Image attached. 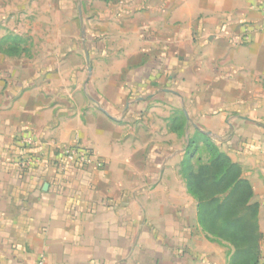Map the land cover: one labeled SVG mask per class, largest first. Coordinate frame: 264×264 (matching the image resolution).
I'll return each mask as SVG.
<instances>
[{"label":"crops","instance_id":"1","mask_svg":"<svg viewBox=\"0 0 264 264\" xmlns=\"http://www.w3.org/2000/svg\"><path fill=\"white\" fill-rule=\"evenodd\" d=\"M70 1L0 0V264H230L162 186L188 193L196 131L251 181L264 264V0H94L88 38ZM71 144L103 167L67 163Z\"/></svg>","mask_w":264,"mask_h":264},{"label":"trees","instance_id":"2","mask_svg":"<svg viewBox=\"0 0 264 264\" xmlns=\"http://www.w3.org/2000/svg\"><path fill=\"white\" fill-rule=\"evenodd\" d=\"M22 39L14 38L13 47ZM186 115L176 116L171 128L184 131ZM204 148L207 160L197 157ZM180 172L188 192L197 201V217L205 235L212 241L227 242L233 248L230 264H260V203L254 200V187L244 176L243 166L217 146L207 134L196 131L189 139Z\"/></svg>","mask_w":264,"mask_h":264},{"label":"rangeland","instance_id":"3","mask_svg":"<svg viewBox=\"0 0 264 264\" xmlns=\"http://www.w3.org/2000/svg\"><path fill=\"white\" fill-rule=\"evenodd\" d=\"M72 1V0H71ZM70 1L71 4H67V2H65V4H67V7H71V12L73 11L75 16L78 14V7L80 6L81 8V17H82V25H81V31L85 34V37L88 38V32L87 29H95L94 28V24L95 21H90L89 16L91 15L90 13V5H96V1L94 0H74V4ZM55 6V5H54ZM101 6H103V3L101 4ZM67 9V8H66ZM95 31V30H94ZM21 38L22 43L24 45L28 44V40L29 38L27 37H23V36H16ZM22 44H20L19 46H21ZM181 136V134H180ZM180 141V145L182 148V152L185 150H187V146L186 142L188 141L185 137H182L179 139ZM201 156L204 160H207L208 158V153L205 151L204 148H202L200 150V152L198 153L197 157ZM179 157V156H178ZM185 157V156H184ZM177 165V172L178 174L181 173L180 172V168H181V164H178V162L176 163ZM179 168V170H178ZM180 175V174H179ZM178 175V176H179ZM180 177V176H179ZM179 177H177L176 179H167L165 180V184H162V186H171V187H177L178 190L181 189L180 191H178L177 195L175 196V201L178 205L180 204H185L187 205V209L186 211H182L180 209L179 206H176V215L178 218L182 219V220H186L189 221V224L192 226V231L193 233H201L202 228L199 225L198 222V217H197V201L194 198V196H192L189 192L186 193L184 192L182 189L185 188V182L183 180H181ZM161 182V183H164ZM163 198V197H161ZM162 215L164 214L163 212H147L145 213V220L146 219H150L152 215ZM203 232V231H202ZM204 233V232H203ZM202 234V233H201ZM205 234V233H204Z\"/></svg>","mask_w":264,"mask_h":264},{"label":"built area","instance_id":"4","mask_svg":"<svg viewBox=\"0 0 264 264\" xmlns=\"http://www.w3.org/2000/svg\"><path fill=\"white\" fill-rule=\"evenodd\" d=\"M248 30V29H246ZM247 39V37H245ZM22 143L27 147H33L36 143L33 137H24ZM61 154L70 165L76 167H87L90 165H97L98 167H103L102 161L99 160L94 154V152L89 148L80 144H71L59 147ZM40 159L34 157H26L22 162L24 168H33L37 164H40Z\"/></svg>","mask_w":264,"mask_h":264},{"label":"water","instance_id":"5","mask_svg":"<svg viewBox=\"0 0 264 264\" xmlns=\"http://www.w3.org/2000/svg\"><path fill=\"white\" fill-rule=\"evenodd\" d=\"M47 187H48V184L45 185V188H47Z\"/></svg>","mask_w":264,"mask_h":264}]
</instances>
